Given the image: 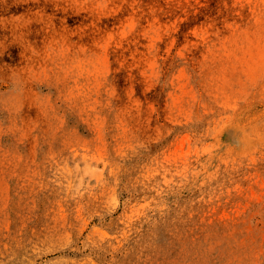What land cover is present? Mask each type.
<instances>
[{
	"label": "rangeland",
	"instance_id": "obj_1",
	"mask_svg": "<svg viewBox=\"0 0 264 264\" xmlns=\"http://www.w3.org/2000/svg\"><path fill=\"white\" fill-rule=\"evenodd\" d=\"M0 264H264V0H0Z\"/></svg>",
	"mask_w": 264,
	"mask_h": 264
},
{
	"label": "bare ground",
	"instance_id": "obj_2",
	"mask_svg": "<svg viewBox=\"0 0 264 264\" xmlns=\"http://www.w3.org/2000/svg\"><path fill=\"white\" fill-rule=\"evenodd\" d=\"M155 20V19H154ZM118 206V205H117Z\"/></svg>",
	"mask_w": 264,
	"mask_h": 264
}]
</instances>
